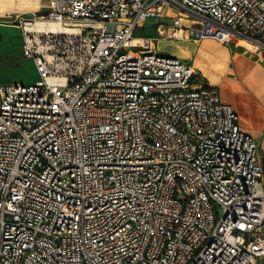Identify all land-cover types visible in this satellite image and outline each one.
Instances as JSON below:
<instances>
[{
    "label": "built area",
    "instance_id": "2783aa9c",
    "mask_svg": "<svg viewBox=\"0 0 264 264\" xmlns=\"http://www.w3.org/2000/svg\"><path fill=\"white\" fill-rule=\"evenodd\" d=\"M13 22L38 79L0 84V264H259L257 139L157 45L264 51V0H49Z\"/></svg>",
    "mask_w": 264,
    "mask_h": 264
},
{
    "label": "crops",
    "instance_id": "0c3cea01",
    "mask_svg": "<svg viewBox=\"0 0 264 264\" xmlns=\"http://www.w3.org/2000/svg\"><path fill=\"white\" fill-rule=\"evenodd\" d=\"M48 3L49 0H0V29L9 26L20 28L13 24L15 17L46 9ZM192 42L194 41L180 43L182 48L192 52L189 56L181 55V58L189 61L195 70L200 69L207 84L219 88L220 98L237 112L240 127L257 139L263 156L261 163L264 190V54L255 55L252 52L221 47H218L219 52L212 50L209 54L202 50L200 53L199 46L202 43L212 42L204 40L199 46ZM261 234L264 237V225ZM259 264H264V258L259 260Z\"/></svg>",
    "mask_w": 264,
    "mask_h": 264
},
{
    "label": "rangeland",
    "instance_id": "374dc122",
    "mask_svg": "<svg viewBox=\"0 0 264 264\" xmlns=\"http://www.w3.org/2000/svg\"><path fill=\"white\" fill-rule=\"evenodd\" d=\"M10 24V22H7ZM13 24H15L13 22ZM67 29V28H66ZM151 30L148 29L146 33H150ZM204 40H209L211 43H200ZM22 43V31L20 28L15 26H9L7 28L0 29V84H8L14 82H21L23 84H33L38 79V74L32 63V61L23 56L21 51ZM194 45L199 46V52L205 51V53H212V50L219 52L218 47L223 49L232 48L241 51H246L248 53L252 52L255 55H262L264 51L255 46L249 44L248 42L233 37L227 44L221 42L215 38H205L200 41L192 42ZM157 50L163 53H169L175 57H182L181 55H191V51L186 50L180 46V43L174 42H161L157 45ZM197 54V58H199ZM193 57V56H192ZM191 57V58H192ZM190 59V57H187ZM192 60V59H191ZM198 60V59H197ZM197 72V77L204 78V82L207 80L202 71L199 69L195 70ZM202 75V76H201ZM222 100V99H221ZM223 101V100H222Z\"/></svg>",
    "mask_w": 264,
    "mask_h": 264
},
{
    "label": "bare ground",
    "instance_id": "6f19581e",
    "mask_svg": "<svg viewBox=\"0 0 264 264\" xmlns=\"http://www.w3.org/2000/svg\"><path fill=\"white\" fill-rule=\"evenodd\" d=\"M27 30L36 33H58V32H76L74 29H66L62 25L52 21L35 20L31 24L27 25ZM49 60H53V56L48 53ZM51 81H58L55 77L50 78Z\"/></svg>",
    "mask_w": 264,
    "mask_h": 264
}]
</instances>
